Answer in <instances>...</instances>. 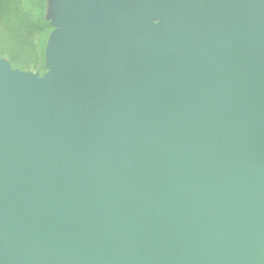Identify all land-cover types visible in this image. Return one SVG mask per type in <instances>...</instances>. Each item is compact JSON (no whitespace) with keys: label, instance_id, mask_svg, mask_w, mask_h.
<instances>
[{"label":"water","instance_id":"95a60500","mask_svg":"<svg viewBox=\"0 0 264 264\" xmlns=\"http://www.w3.org/2000/svg\"><path fill=\"white\" fill-rule=\"evenodd\" d=\"M53 6L45 75L0 58V264H264V0Z\"/></svg>","mask_w":264,"mask_h":264},{"label":"trees","instance_id":"16d2710c","mask_svg":"<svg viewBox=\"0 0 264 264\" xmlns=\"http://www.w3.org/2000/svg\"><path fill=\"white\" fill-rule=\"evenodd\" d=\"M47 8V0H0V26L5 27L9 41L20 53L33 49L44 54L53 31ZM3 41L0 36V55L5 53L1 46ZM10 60L16 63L14 58Z\"/></svg>","mask_w":264,"mask_h":264},{"label":"rangeland","instance_id":"374dc122","mask_svg":"<svg viewBox=\"0 0 264 264\" xmlns=\"http://www.w3.org/2000/svg\"><path fill=\"white\" fill-rule=\"evenodd\" d=\"M47 1H48L47 14L49 19L53 20L54 17L53 0H47ZM154 21L158 22L159 19H155ZM7 33L8 32L6 31L5 27L0 28V36L3 37L5 41V43L1 44L2 49L5 53L3 55H0V58H3L6 61L10 62L15 69L25 72H30L38 76L45 75L48 71L47 62H46V48L44 50L43 55L39 54L33 49H26L20 53L9 41L8 38L9 36ZM10 57L16 60L15 64L11 62Z\"/></svg>","mask_w":264,"mask_h":264}]
</instances>
